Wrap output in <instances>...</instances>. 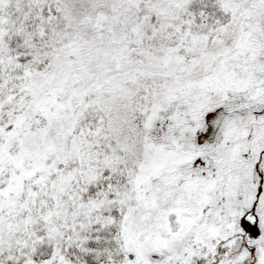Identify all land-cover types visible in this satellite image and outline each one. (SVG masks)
<instances>
[{"label": "snow or ice", "instance_id": "obj_1", "mask_svg": "<svg viewBox=\"0 0 264 264\" xmlns=\"http://www.w3.org/2000/svg\"><path fill=\"white\" fill-rule=\"evenodd\" d=\"M0 264H264V0H0Z\"/></svg>", "mask_w": 264, "mask_h": 264}]
</instances>
